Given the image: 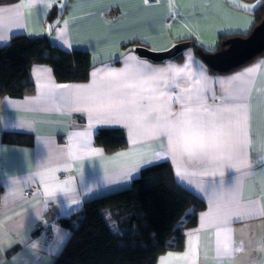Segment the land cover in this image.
<instances>
[{
    "label": "crops",
    "instance_id": "crops-1",
    "mask_svg": "<svg viewBox=\"0 0 264 264\" xmlns=\"http://www.w3.org/2000/svg\"><path fill=\"white\" fill-rule=\"evenodd\" d=\"M261 0H7L0 3V47L13 36H46L51 46L82 50L92 67L85 82H58L46 63H33L34 90L0 98V264H52L69 238L59 218L92 198L130 186L142 168L168 162L181 186L205 202L183 229V248L155 264H264V52L227 72H212L192 48L181 59L153 62L131 48L166 50L187 40L214 51L220 36L245 35ZM55 8V16L49 17ZM137 67L163 69L158 83L116 81ZM136 85L138 104L124 119L97 118L77 98ZM141 89H151L141 91ZM197 97L199 99L197 100ZM98 111V109H97ZM198 112L223 116L224 146L212 157L169 152L157 121L146 114ZM211 114V115H209ZM124 129L127 146L105 151L99 128ZM22 133L31 144L3 141ZM130 173V175H129ZM188 209L183 224L191 215ZM41 226L51 239L41 244ZM35 250V253L33 251ZM16 258L15 261L13 258Z\"/></svg>",
    "mask_w": 264,
    "mask_h": 264
},
{
    "label": "trees",
    "instance_id": "trees-1",
    "mask_svg": "<svg viewBox=\"0 0 264 264\" xmlns=\"http://www.w3.org/2000/svg\"><path fill=\"white\" fill-rule=\"evenodd\" d=\"M54 16L55 8L49 14L50 18ZM263 18L264 0H261L249 32ZM229 37L220 36L215 50L222 49ZM190 43L198 56L199 52L207 51ZM181 53L174 58L180 60ZM33 63L50 65L58 82H85L92 67L87 51H64L51 46L46 36H13L7 45L0 47V98L33 92L29 75ZM2 139L32 143L22 133L3 134ZM94 142L109 152L127 146V137L119 127L99 128ZM204 208L203 200L177 183L170 163L151 164L141 169L129 187L87 200L80 210L59 218V224L68 228L70 235L52 264H155L159 254L183 248V229L194 226L197 211ZM188 209L192 213L182 224ZM39 231L37 228L34 234Z\"/></svg>",
    "mask_w": 264,
    "mask_h": 264
},
{
    "label": "snow or ice",
    "instance_id": "snow-or-ice-1",
    "mask_svg": "<svg viewBox=\"0 0 264 264\" xmlns=\"http://www.w3.org/2000/svg\"><path fill=\"white\" fill-rule=\"evenodd\" d=\"M163 69L145 70L137 67L130 72H122L115 77L116 81L140 80L142 83H158V76ZM136 85L126 84L124 87H114L103 94H91L87 97L77 98L78 103L91 105L97 118L124 119L133 129L138 127L137 120L128 113L138 108L135 101L128 100L129 91ZM151 89H141L150 91ZM199 97H197V100ZM98 109V111H97ZM211 115V114H209ZM148 120L157 121L155 131L167 138V150L169 152L188 151L196 152L202 157H212L224 146V136L233 134L231 129H225L221 121L223 116L216 115L213 118L193 111L171 113L166 116H157L155 113L146 114ZM130 175V173H129Z\"/></svg>",
    "mask_w": 264,
    "mask_h": 264
},
{
    "label": "water",
    "instance_id": "water-1",
    "mask_svg": "<svg viewBox=\"0 0 264 264\" xmlns=\"http://www.w3.org/2000/svg\"><path fill=\"white\" fill-rule=\"evenodd\" d=\"M191 43L183 40L166 50H153L143 45L133 48L135 54L153 62L169 59L190 48ZM223 48L199 52L203 62L215 72H227L243 65L264 50V18L245 36L235 35L223 42Z\"/></svg>",
    "mask_w": 264,
    "mask_h": 264
},
{
    "label": "built area",
    "instance_id": "built-area-1",
    "mask_svg": "<svg viewBox=\"0 0 264 264\" xmlns=\"http://www.w3.org/2000/svg\"><path fill=\"white\" fill-rule=\"evenodd\" d=\"M37 228L40 229L41 233H40V240L39 242L41 244H47V242L51 239V231L48 230L47 228H43L41 226H38Z\"/></svg>",
    "mask_w": 264,
    "mask_h": 264
},
{
    "label": "clouds",
    "instance_id": "clouds-1",
    "mask_svg": "<svg viewBox=\"0 0 264 264\" xmlns=\"http://www.w3.org/2000/svg\"><path fill=\"white\" fill-rule=\"evenodd\" d=\"M33 253H35V250L33 251ZM14 259V261H15V257L13 258ZM26 262H27V264H31V260L26 256Z\"/></svg>",
    "mask_w": 264,
    "mask_h": 264
}]
</instances>
